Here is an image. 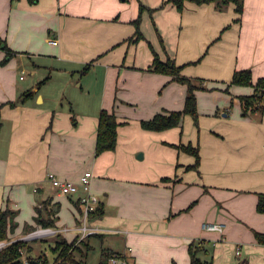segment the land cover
<instances>
[{
  "label": "crops",
  "instance_id": "crops-1",
  "mask_svg": "<svg viewBox=\"0 0 264 264\" xmlns=\"http://www.w3.org/2000/svg\"><path fill=\"white\" fill-rule=\"evenodd\" d=\"M163 1L0 0V106L15 103L0 108V209L8 200L15 212L11 241L40 228L22 235L47 199L58 204L50 229L68 242L77 237L63 230L79 225L78 195L57 193L47 176L78 183L90 171L103 215L92 220L98 234L88 243L100 254L190 264L188 245L201 241L202 261L264 264V246L254 237L264 233V214L256 211L264 194V110L242 117L239 97L253 88L229 85L234 71L249 70L253 82L264 78V0H243L241 15L233 4L219 11L213 2L185 1L179 12L168 3L152 15L165 52L147 12L145 39L128 42L139 3L157 8ZM149 44L206 88L195 91L198 129L190 116L165 131L141 128L142 120L181 110L186 96L185 85L149 70ZM57 76L63 79L52 91ZM102 109L117 118V144L96 155ZM179 143L199 147L197 171L185 169L194 157L169 146ZM208 223L223 224V232L205 231Z\"/></svg>",
  "mask_w": 264,
  "mask_h": 264
},
{
  "label": "trees",
  "instance_id": "trees-1",
  "mask_svg": "<svg viewBox=\"0 0 264 264\" xmlns=\"http://www.w3.org/2000/svg\"><path fill=\"white\" fill-rule=\"evenodd\" d=\"M11 2H17L19 0H10ZM39 0H27L30 5H34ZM191 1L197 4L211 3L213 2L219 11L225 10L229 4L234 5V10L237 14L241 15L243 11V0H165L157 8H149L139 3V12L136 19L131 21L134 26V33L132 37L127 40L130 43H137L140 40H144L145 37L141 31L142 14L147 12L151 18L152 26L157 34L158 41L162 50L165 52V45L163 43L161 35L158 33L157 28L154 24L152 15L157 10L162 9L166 4L171 3L176 7L179 12H182L184 8V2ZM150 50L153 54V60L149 66V70L157 73L171 77V81L182 84L186 86V96L184 101V106L181 110L167 111L165 113H160L154 115L149 120L140 121V126L142 129L147 131L160 132L169 130L175 127H181L185 116H190L192 118L194 126L198 129V110H197V100L195 91L196 90H206L201 84V81L194 80L187 76H184L182 71V66L176 65L173 59L167 58L163 61L159 58L158 54L153 49L152 45L149 44ZM4 49L6 47L4 46ZM4 60H7L5 58ZM89 65H86L83 72L88 71ZM45 81V80H44ZM44 81L40 82L43 83ZM39 84V85H40ZM229 85H239V86H250L253 88V93L250 95L240 96L241 104V116L247 117L256 111L264 110V78H259L255 82L252 81V74L249 70H239L234 71ZM228 92V89L225 90ZM25 97H33L34 94L27 92ZM24 100V99H23ZM3 105L14 106V102H7ZM0 106V108H1ZM119 123L113 112L102 109L98 116V126H97V136L95 144V154L99 155L105 151H113L117 144V129ZM1 128V121H0ZM176 150L186 153L194 157V163L192 165L186 166V170H198L200 164L199 147L193 144H171L169 145ZM163 181H169V178H163ZM79 205V203H77ZM55 208L58 209V204H51V199H47L42 202L41 206L35 207V216L33 221L35 225L25 223L23 226V231L30 233L36 230V227L43 229L54 228L57 218ZM79 209V214L81 209ZM256 211L258 213L264 214V194L258 195V201L256 205ZM103 215V210L101 207L91 215V219L100 218ZM15 212L10 208L8 200L6 206L3 210L0 209V243L7 242L10 238L9 234L13 233L17 227L14 221ZM95 235L88 236L78 242V238L75 237L72 241L68 242L61 234H55L53 237V246L51 250L56 253L53 264H80L83 259L86 258L87 252L90 250V245L88 240ZM254 237L258 245L264 246V233L254 232ZM23 250L31 251V247L28 245L27 240H15L8 242L4 247L0 249V264H22V254ZM188 253L190 255V264H211V261H202L198 257V253H207L203 242L192 241L188 245ZM76 254L80 255L81 261L76 259ZM113 254L119 255L120 253H112L110 251L104 250L101 253V259L99 264H108L109 258ZM43 259V260H42ZM29 264H45L46 257L44 254L40 258H27Z\"/></svg>",
  "mask_w": 264,
  "mask_h": 264
},
{
  "label": "built area",
  "instance_id": "built-area-1",
  "mask_svg": "<svg viewBox=\"0 0 264 264\" xmlns=\"http://www.w3.org/2000/svg\"><path fill=\"white\" fill-rule=\"evenodd\" d=\"M49 182L55 188L57 193L62 195H78V202L81 205V212L79 216V225L73 229L65 228L64 232H69L74 230L78 233V242L88 236L97 235L98 229L92 224L91 215H93L99 208V198L92 192L91 180L92 173L86 171L80 177L79 182L63 181L58 179L54 174H48L47 176ZM203 229L208 232L222 233L224 230V225L220 223H208L203 225ZM56 231L52 229H38L30 236L25 238V240L36 239L39 237L54 235ZM1 249V247H0ZM239 255V251L236 252ZM109 264H134L131 261L125 259L124 254H113L108 261ZM23 264H29L28 261H24Z\"/></svg>",
  "mask_w": 264,
  "mask_h": 264
},
{
  "label": "rangeland",
  "instance_id": "rangeland-1",
  "mask_svg": "<svg viewBox=\"0 0 264 264\" xmlns=\"http://www.w3.org/2000/svg\"><path fill=\"white\" fill-rule=\"evenodd\" d=\"M47 74H48V72L44 73L45 76L43 78L41 77L40 80L45 79V77H47L46 76ZM23 76L26 77L27 85H29L28 83H32L33 80H34L33 77L30 76L29 74H23ZM57 77H58L57 79H53L54 82L52 83V85L50 87L52 91H56V89L58 87V84H59V81L63 79L61 76H57ZM44 90L47 91V87ZM64 93H65L64 97L69 99V97L71 96V93H68L67 90ZM37 100H38V98L36 99V101ZM62 100H63V102H65L64 98ZM63 105H65V103H63ZM25 223L26 222H24L23 224H25ZM38 229H43V228H38ZM46 229H50V228H46ZM26 234H28V233L23 232L22 235H26ZM30 234H31V232H30ZM17 237H20V236H15V237H12V238H17ZM53 237L54 236H52V235H47V236H43V237H39V238H36V239L34 238L32 240H29L28 241V245L31 247V251L23 250L22 264H23L24 261H28L27 260L28 257L36 259L38 257L40 258V256L42 254H44L45 257H46L45 264H53L55 256H56V253L51 250V247L53 246ZM92 239H93V242H94L95 238H92ZM11 240L12 239L10 238L7 242L0 243V247L1 248L4 247L8 242H11ZM16 240H23V239H16ZM13 241H15V240H13ZM90 246H91V248L87 252L86 258L83 259V262H81L80 264H99L100 259H101L99 245H97V244L94 245L93 244V245H90ZM75 256H76L77 260L81 261V258H80L79 254H76Z\"/></svg>",
  "mask_w": 264,
  "mask_h": 264
},
{
  "label": "water",
  "instance_id": "water-1",
  "mask_svg": "<svg viewBox=\"0 0 264 264\" xmlns=\"http://www.w3.org/2000/svg\"><path fill=\"white\" fill-rule=\"evenodd\" d=\"M57 209L55 208V211H56Z\"/></svg>",
  "mask_w": 264,
  "mask_h": 264
}]
</instances>
